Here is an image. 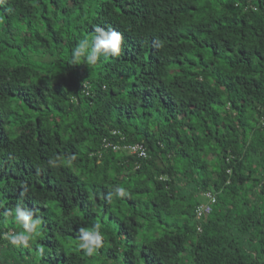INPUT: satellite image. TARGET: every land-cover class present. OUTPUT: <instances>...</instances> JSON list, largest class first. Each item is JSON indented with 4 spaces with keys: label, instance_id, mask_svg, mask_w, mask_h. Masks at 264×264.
Wrapping results in <instances>:
<instances>
[{
    "label": "trees",
    "instance_id": "16d2710c",
    "mask_svg": "<svg viewBox=\"0 0 264 264\" xmlns=\"http://www.w3.org/2000/svg\"><path fill=\"white\" fill-rule=\"evenodd\" d=\"M96 25L121 53L74 64ZM18 203L42 233L0 226V264H264V0H0V217Z\"/></svg>",
    "mask_w": 264,
    "mask_h": 264
},
{
    "label": "clouds",
    "instance_id": "9594fccd",
    "mask_svg": "<svg viewBox=\"0 0 264 264\" xmlns=\"http://www.w3.org/2000/svg\"><path fill=\"white\" fill-rule=\"evenodd\" d=\"M123 43L122 34L111 26L103 27L96 25L93 29L91 39L84 37L79 39L72 49V58L74 64L87 63L89 65L95 64L101 56H119ZM155 47H162L160 41L153 42ZM75 157L69 158V163ZM55 164L56 161H50ZM115 192L120 196L127 195L124 188L116 187ZM15 219L22 224L25 231L18 232L8 237L13 245L23 244L27 246L29 240L36 234V227L41 223L39 217L33 219L34 212L25 207H21L18 203L14 209ZM80 244L79 247L85 251L87 255H92L104 242V235L100 230L99 224H94L90 228H81L79 233Z\"/></svg>",
    "mask_w": 264,
    "mask_h": 264
},
{
    "label": "rangeland",
    "instance_id": "374dc122",
    "mask_svg": "<svg viewBox=\"0 0 264 264\" xmlns=\"http://www.w3.org/2000/svg\"><path fill=\"white\" fill-rule=\"evenodd\" d=\"M40 4H41V3H40ZM44 4H45V3H44ZM40 7H41V5H40ZM50 9H51V10H50L49 14H50V15L54 14V13H53V10H54V9H53V6H50ZM62 10H63V9H62ZM62 10L58 11L57 14H59L60 12H62ZM63 11H64V10H63ZM71 11H72V10H71ZM75 13H76V8L73 9V11H72V14H75ZM39 218H40V220H41V217H39ZM40 224H41V223H40ZM40 224L36 227V230H35L36 234H34L30 240H32L33 238H36V237H37L36 240H37L38 238H40V236H41L40 233H42V232H41V229H40ZM0 226H4L5 228L10 229L9 232H12L11 229H14V228H16V229L19 228V230H20V228H22V224H20V223H18V222L16 221V219H15V215L7 216L6 218H1V217H0ZM34 246H35L34 243H31V244H30V250H29L26 254L23 253L25 257H29L28 255H30V256H32V255L38 256V253L35 252V250H34Z\"/></svg>",
    "mask_w": 264,
    "mask_h": 264
},
{
    "label": "built area",
    "instance_id": "2783aa9c",
    "mask_svg": "<svg viewBox=\"0 0 264 264\" xmlns=\"http://www.w3.org/2000/svg\"><path fill=\"white\" fill-rule=\"evenodd\" d=\"M132 150L137 152L139 156L142 157H146L148 155L146 146L141 143L134 145L132 147ZM205 194L210 200L206 203H201L196 207V213L198 217L208 214L212 210V203L215 201V196L212 194L211 191H208Z\"/></svg>",
    "mask_w": 264,
    "mask_h": 264
}]
</instances>
